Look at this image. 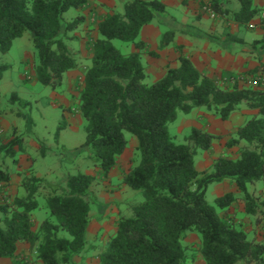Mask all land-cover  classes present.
Here are the masks:
<instances>
[{"label": "trees", "instance_id": "obj_1", "mask_svg": "<svg viewBox=\"0 0 264 264\" xmlns=\"http://www.w3.org/2000/svg\"><path fill=\"white\" fill-rule=\"evenodd\" d=\"M89 1L0 0V53H8L16 39L30 34L37 53L36 78L57 89L65 74L79 67L66 40L86 22L84 15L70 22L64 15L71 9L84 10ZM229 1L211 0L210 11L227 15ZM237 1V22L250 23L260 14L255 0ZM123 4V13H109L99 24L100 38L79 93V112L87 124L84 147L93 151L91 158L105 177L126 153L127 134L136 138L139 157L123 183L140 192L144 201L133 206L129 217L119 218L98 264H195L190 251L199 253L205 264H264V241L250 240L232 219L219 213L239 196L227 194L215 204L206 199L210 185L231 181L245 201L247 215H257L256 198L248 186L264 180V89L240 88L237 83L221 86L183 55L178 67L168 65L162 78L146 83L145 44L140 35L145 26L168 15L167 6L159 0H123ZM172 34L165 33L163 39ZM114 40L132 44L138 52L124 55ZM168 44L163 41L161 47ZM6 69L0 67L1 73ZM12 98L18 99L16 94ZM243 106L257 110L258 115L247 120L226 144L232 148L245 143L238 158H219L211 171L199 172L198 153L209 151L221 137L192 128L179 144L170 125L180 113L188 115L196 108L227 121ZM16 134L4 143L0 129V153L13 157L22 148ZM11 178L0 165V183H9ZM95 181L94 176L82 173L69 177L65 187L35 176L25 179L26 195L17 196L12 205L0 204V258H18V244L26 242L43 264H76L87 247L93 205H99L92 192ZM44 188L49 190L43 195L48 216L36 225L34 212L42 207L38 197ZM190 233L200 235L197 250L186 245ZM25 260L17 259L16 264H28Z\"/></svg>", "mask_w": 264, "mask_h": 264}, {"label": "crops", "instance_id": "obj_2", "mask_svg": "<svg viewBox=\"0 0 264 264\" xmlns=\"http://www.w3.org/2000/svg\"><path fill=\"white\" fill-rule=\"evenodd\" d=\"M161 1L166 4L167 13L168 10L172 9L175 16H171L172 23L166 25L165 29L162 21L155 25L151 23L143 28L140 41L145 44L143 58L146 59L148 67L149 65H153L151 57H154L161 60L165 66L171 65L176 68L179 66L180 56L183 55L190 58L200 72L218 81L221 86L226 85L232 87L237 83L240 88L264 89V82H258L257 84L254 82L257 78L264 75L262 73V69L264 68V20L262 19L264 0L254 1V4L260 10V14L247 24L239 23L234 18V14L240 10L237 0H230L229 4L225 6L228 10L227 15H215V17L212 16V12L210 11L211 0ZM119 4L123 5V0H90L84 10L77 12V15L85 16L86 22L76 31L69 33V39H72L75 44L70 47L67 40L66 43L74 58L77 60L79 67H84L83 70L86 71L90 67L93 56V53L88 56L85 55V43L82 38L85 35L84 31L90 28L95 29L97 40L100 38L98 25L100 21L98 24H92L88 18L89 14L97 13L100 16L102 15L100 17L101 19H104L107 13L118 12ZM172 25H174L176 33L174 35L172 34L174 40L171 44L162 48L160 36L170 32ZM75 45L80 50L79 53L74 51ZM94 45H92L93 48ZM136 51L133 50V52ZM153 53L158 56H153ZM149 54L151 57H149ZM84 73H82V70L80 72H68L63 82L71 90L74 89L73 84L75 79L82 76L81 86L79 88L81 90L84 82ZM164 75L163 73L161 78ZM79 93L77 96L80 95ZM256 115H258V111L250 109L247 106H243L240 111L232 114L227 121L222 120L212 112L200 108H196L188 114L186 118H188L187 121L190 130L196 128L221 137L214 140L212 148L209 151L213 153L216 149L217 154L213 155L209 160H207L209 155H207L206 151L198 153L197 157H199V160L198 162L196 160L197 170L199 172L211 171L215 161L219 158L237 159L239 150L245 146V143L241 142L239 146L232 148H227L226 144L231 135L235 134L239 128L245 125L247 120ZM13 125L14 123L8 121L5 115L0 112V129L4 143L12 140L14 131L18 133ZM16 137L17 134L15 135ZM16 156L20 159L18 168H11L9 166L5 168L12 177L9 183H3L6 188L4 191L6 194L8 193L7 189L13 188L11 184L16 183L17 179L20 178L18 175L20 176L21 174L22 177L29 175L27 169H29L28 167L30 165L27 161L29 158L27 153L20 155L16 153ZM122 157L118 159L116 167L108 175V179H112V182H115L113 181L115 179L123 182L124 175L121 178V175L118 173L121 169L120 159ZM203 158L206 159L205 163H203ZM127 167L129 168L130 165L127 164L125 168ZM123 186L126 188L125 184ZM218 186L215 200L231 193L239 196V199L228 210L219 211V213L232 219L236 225L247 233L250 240L264 241V180L248 186L249 192L256 198V216L247 215L245 201L238 194L239 190L234 183L226 181L218 184ZM18 193L19 191H17L15 197ZM97 200L99 205L92 212L91 224L87 233V247L85 252L75 259L76 264H90L91 259L89 254L96 249L99 256L107 248L117 230L119 218H116L120 214L119 205L123 204L124 200L121 203L114 201L113 205H110L111 201L108 197L104 199L97 198ZM47 216L48 213L43 208L34 212V219L38 217L39 224ZM113 219H116V221L113 222ZM258 219H262V221L257 222ZM110 223H113V226H110ZM196 239L200 241L197 235ZM100 243L104 244L101 248L98 246ZM29 251L30 245L26 242H20L16 254L18 258H0V264H16L17 259L20 260L21 256L28 255ZM98 256L96 260L97 264ZM200 259L202 260L201 264H205L201 256Z\"/></svg>", "mask_w": 264, "mask_h": 264}, {"label": "rangeland", "instance_id": "obj_3", "mask_svg": "<svg viewBox=\"0 0 264 264\" xmlns=\"http://www.w3.org/2000/svg\"><path fill=\"white\" fill-rule=\"evenodd\" d=\"M123 11L124 4H119L118 12L123 13ZM77 12L80 11L71 9L65 13V21H72L77 16ZM173 13L172 9L168 10V15L154 20L152 24H159L161 23L160 21H162L165 29L166 25L172 23L171 16H175ZM100 17H102V15L100 16L97 13H91L88 16L92 24H98L99 21L102 22L103 19ZM95 31L96 30L92 28L84 31L85 35L82 38L85 43L86 56L93 53L92 45L97 41ZM170 31L173 35L176 34L174 25H172ZM163 37L164 36H160L161 41H169V44L174 40L170 35H168V37L165 36V40ZM67 43L70 47L75 44L72 39H68ZM113 43L124 55H129L133 50H137L134 49L132 44L120 40H114ZM74 51L79 53L80 50L77 45H75ZM143 56L144 54L142 53V58ZM149 57H151L150 54ZM151 58L153 65H149V67L146 59L143 58L147 68L145 82L148 84L158 81L163 73L166 74L167 68L158 58ZM36 62L37 53L33 38L30 34L16 39L8 53H0V67H7L2 73L0 71V112L5 115L8 121L14 123L13 126H15L18 132L16 138L22 139V148L17 150V154L27 153L29 157L27 161L30 165L28 167L29 169H27L29 175L26 177H22L21 174L20 176L18 175L20 178L17 179V182L11 184L13 188L10 187L11 189H7L9 194L4 192L6 190L5 185L0 183V204L12 205L17 196L21 197L26 195L22 186L24 180L29 177L35 176L39 179H43L49 185L59 184L65 187L69 177L82 173L92 175L96 178L92 188L95 198L104 199L108 197L111 201L110 205H113L114 201L116 203H118V201L121 203V201L124 200V203L119 205L120 214H118L116 219L120 217H129L132 214L133 206L142 203L144 197L140 192L134 191L127 186L125 188L122 181L119 182L120 180L115 179L113 180L115 182H112V179L109 180L108 177H105L103 172L96 167L91 158L93 151L84 147L87 138V124L81 118L79 112V96H77L80 92L79 88L81 86L82 76L75 79L73 84L74 89L69 90L67 84L64 82L57 89H53L50 86L41 84L37 80L35 72ZM83 68L84 67H79L70 72H80V70H82V73H84L86 71L83 70ZM14 94L17 95L18 99L12 98ZM200 109L206 110L205 108ZM186 117L187 115L180 113L176 122L170 125L171 135L174 141L179 144L184 143L186 136L190 133L189 123L187 121L188 118ZM60 127H63L61 131H59ZM127 139L129 141L128 152L120 159L121 169L118 173L121 175V178L130 171L139 157L136 151V138L131 134H127ZM42 153L44 155H42ZM200 153H203V151L201 150ZM206 153L209 155L207 160L217 154L216 149L213 153L212 151H206ZM196 160L198 162L199 157H196ZM205 161L206 159L203 158V163H205ZM19 162L20 159H18L16 155L11 157L5 152L0 153V165L3 169L8 166L17 169ZM127 164L130 165L129 168L127 167L128 169L125 168ZM5 170L8 171L7 169ZM218 187V184L210 185L207 191L206 199L211 204H215V194ZM17 191H19V193L15 197ZM48 191L47 188L42 189L38 197L43 210H45L43 206L45 203L43 195L44 193L47 194ZM96 207V205H93L94 210ZM116 219L112 221L115 222ZM34 221L36 225H39L38 217L35 218ZM258 221L261 222L262 219H258ZM1 224L2 215H0V225ZM110 226H113V223H110ZM191 234H189L186 240V245L192 246L194 250H197L199 249L200 241L196 239V235L199 239L200 235L197 233ZM103 245V243L98 244L99 248ZM89 255L91 259L90 264H97L96 260L98 254L96 249ZM188 255L190 258L194 257L195 260L193 263H202L199 253L190 251ZM25 256H21L20 259L26 258L25 262L27 261L28 264H42L41 261L35 259L31 250L29 254Z\"/></svg>", "mask_w": 264, "mask_h": 264}, {"label": "built area", "instance_id": "obj_4", "mask_svg": "<svg viewBox=\"0 0 264 264\" xmlns=\"http://www.w3.org/2000/svg\"><path fill=\"white\" fill-rule=\"evenodd\" d=\"M212 16L215 17V15L212 13ZM262 19L264 20V13H262ZM255 84H257L258 82H264V75H262L261 77L257 78L255 81Z\"/></svg>", "mask_w": 264, "mask_h": 264}]
</instances>
